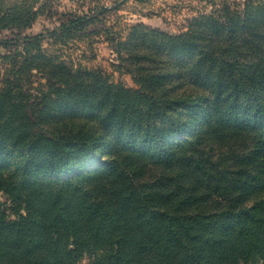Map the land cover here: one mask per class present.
I'll use <instances>...</instances> for the list:
<instances>
[{"label": "trees", "instance_id": "trees-1", "mask_svg": "<svg viewBox=\"0 0 264 264\" xmlns=\"http://www.w3.org/2000/svg\"><path fill=\"white\" fill-rule=\"evenodd\" d=\"M104 11H67L52 30L0 41L12 73L0 83V161L7 140L24 158L13 179L0 174V264H264V141L252 128L249 143H230L264 116V1L241 9L222 1L177 32L129 27L115 45L136 89L39 49L45 38L59 45L84 37ZM43 13L58 10L50 0H0V29H25ZM179 85L183 95L174 93ZM59 105L90 109V125L50 128ZM182 106L187 118L176 115ZM194 117L209 125L196 138L215 135L231 148V176L176 151ZM107 132L171 150L133 164L122 153L107 169L81 172ZM251 188L259 190L248 204Z\"/></svg>", "mask_w": 264, "mask_h": 264}, {"label": "rangeland", "instance_id": "rangeland-1", "mask_svg": "<svg viewBox=\"0 0 264 264\" xmlns=\"http://www.w3.org/2000/svg\"><path fill=\"white\" fill-rule=\"evenodd\" d=\"M222 1L228 2L231 8L241 9L244 3L249 0H50V3L58 10L57 14L48 15L43 13L36 18L30 27L25 29H0V41L15 38L22 39L26 35L33 36L46 30H52L64 19L67 11L88 12L94 10L97 5L102 4L105 7L103 18L88 26L84 37L73 38L59 45L45 38L41 41V48L39 49H41V52L50 55L62 54L65 63L69 65L70 63H80L84 67L97 69L104 80L110 84L120 83L125 87L136 89L138 86L132 78V73L128 72L124 67H119L122 60L118 58L115 45L120 38L124 39L126 37L129 27L143 24L148 28L177 32L187 25L188 20L192 16L201 12H209L215 5L220 6ZM18 45L22 49L23 44L20 43ZM262 45L264 48V43ZM27 48L29 51L34 50L33 47ZM9 49L8 46L0 44V83L3 79L12 77V73L7 72L10 65L6 64L8 59L3 58L9 53ZM39 49L34 52L37 53L40 51ZM25 51L27 49H24L23 52ZM39 76L40 74L36 69H32L28 78L33 85H37ZM176 92L183 95L181 85L177 86L174 93ZM182 98L185 99L184 97ZM182 107L184 108V106ZM92 113L90 109H84L82 106L69 108L66 105H59L52 108L49 114V119L55 123L49 127L53 128L54 125L56 127L64 121H66L65 123L72 121L73 126L76 128L79 127L80 123H85V121L90 125L88 120L91 119ZM189 114L190 111L185 108L183 111L176 113L180 118H187ZM198 118L194 117L190 121L188 129L184 133L183 139L187 140L181 147H185V149H178L180 145H175L176 148L173 150L188 151L194 156L204 158L205 162L215 161L214 167L219 168L222 174L225 173L227 176H231L237 167L231 148L221 143L220 138L215 135L209 140L202 139V135L196 138L200 131L206 132L209 126L205 119V123L200 124L202 120ZM246 123L238 129L239 133H241L238 134L240 137L237 136L230 139V143L238 146H244L247 142L249 143L250 138L245 137V135L252 132V128H256L258 137L264 141V116L257 122L256 127L247 128L248 125ZM222 130L225 132L224 129ZM107 133L104 137L99 138L101 141L94 140L92 147L95 146V148L92 150L94 151L92 157L80 168L81 172H88L94 168L107 169L109 162L113 158L119 159L118 155L121 156L122 153H132L133 164L136 158L142 161L151 159L153 151L157 149L162 151L168 148L167 150H171V145L165 141H163L161 146L158 144H144L139 143L136 134L132 138H127L122 135H114L113 132ZM205 135L204 133L203 136ZM1 147L3 154L0 161V174L5 179H13V177L8 178V176L13 172L11 170L13 167H17L23 162L22 149L11 145L8 140L7 142H2ZM30 178L37 181L42 179L43 181L52 182H58L60 179L52 177L35 178L33 176H30ZM258 190V188H251L245 195V202L251 204ZM5 200V195L0 191V203Z\"/></svg>", "mask_w": 264, "mask_h": 264}]
</instances>
